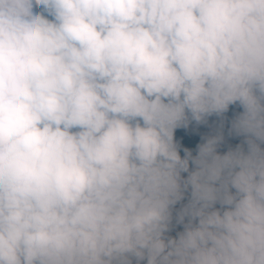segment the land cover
<instances>
[{
  "label": "clouds",
  "instance_id": "9594fccd",
  "mask_svg": "<svg viewBox=\"0 0 264 264\" xmlns=\"http://www.w3.org/2000/svg\"><path fill=\"white\" fill-rule=\"evenodd\" d=\"M262 145L264 0H0V264H264Z\"/></svg>",
  "mask_w": 264,
  "mask_h": 264
},
{
  "label": "trees",
  "instance_id": "16d2710c",
  "mask_svg": "<svg viewBox=\"0 0 264 264\" xmlns=\"http://www.w3.org/2000/svg\"><path fill=\"white\" fill-rule=\"evenodd\" d=\"M39 10V9H36ZM243 111L239 104L230 105L229 110L224 114L223 117H218L212 115L208 117L207 122L204 124L196 125L192 123L189 125L188 129H177L175 132V139L179 144L180 154L184 155V149L187 148L192 151L193 155L197 154L198 146L203 143L207 137L216 135L218 133L223 134V141L217 148V151L221 154L226 153L229 149H234L238 144L244 141V136H237L234 133L230 134L229 130L231 128V121L235 114ZM264 146V145H262ZM245 150H247V145H244ZM190 162V167H191ZM233 191H235L233 189ZM188 199V196H185ZM218 208L220 207L217 203ZM187 219V218H186ZM183 230V224L173 225L171 231L167 235L175 237L178 232ZM141 264H146V261L141 262Z\"/></svg>",
  "mask_w": 264,
  "mask_h": 264
},
{
  "label": "rangeland",
  "instance_id": "374dc122",
  "mask_svg": "<svg viewBox=\"0 0 264 264\" xmlns=\"http://www.w3.org/2000/svg\"><path fill=\"white\" fill-rule=\"evenodd\" d=\"M182 175H184V176H187V173H182ZM184 203H187V199H186V197H185V199L183 200V201H181L180 203H178L175 207H176V209L178 210L181 206H182V204H184ZM216 207L218 208V206L216 205ZM174 216H175V211H174ZM173 225H181V224H176L175 223V219L173 220Z\"/></svg>",
  "mask_w": 264,
  "mask_h": 264
}]
</instances>
